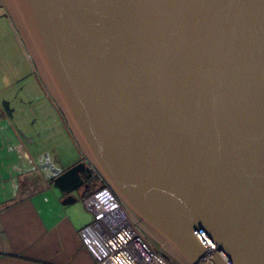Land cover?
<instances>
[{"label":"water","instance_id":"1","mask_svg":"<svg viewBox=\"0 0 264 264\" xmlns=\"http://www.w3.org/2000/svg\"><path fill=\"white\" fill-rule=\"evenodd\" d=\"M84 161L173 264H264V0H0Z\"/></svg>","mask_w":264,"mask_h":264},{"label":"crops","instance_id":"2","mask_svg":"<svg viewBox=\"0 0 264 264\" xmlns=\"http://www.w3.org/2000/svg\"><path fill=\"white\" fill-rule=\"evenodd\" d=\"M18 50L23 53L24 47L0 8V264H92L79 235L91 215L82 202L61 203L63 197L52 185L59 172H43L41 150L27 144L34 139L15 121L24 108L16 81L22 76ZM9 79L15 84L9 85ZM29 103L40 105V99ZM29 111L26 106L24 113ZM51 124L55 127L57 121Z\"/></svg>","mask_w":264,"mask_h":264},{"label":"built area","instance_id":"3","mask_svg":"<svg viewBox=\"0 0 264 264\" xmlns=\"http://www.w3.org/2000/svg\"><path fill=\"white\" fill-rule=\"evenodd\" d=\"M82 203L92 220L79 235L92 264H170L138 233L108 186L88 194Z\"/></svg>","mask_w":264,"mask_h":264},{"label":"rangeland","instance_id":"4","mask_svg":"<svg viewBox=\"0 0 264 264\" xmlns=\"http://www.w3.org/2000/svg\"><path fill=\"white\" fill-rule=\"evenodd\" d=\"M18 55H19L18 64H20L19 68L21 69L22 76H19L18 80L16 81L18 83L17 85L19 86V97L23 98L24 100L23 101L24 108L22 110V114L20 115V117L18 114L14 117L15 121L20 128H24V131H22V133L28 135V138L34 139V142L27 141L28 142L27 144L30 145L31 143H33V146L35 147V151L36 150L39 151V149L41 150V158L39 159V162L43 165L45 163L46 164L51 163V168L58 169V167L67 164L66 162L68 159H70L71 162L76 160L78 157V150L75 149L74 144L71 141L70 133L68 134L66 132L63 133L62 131H59L58 134L55 133L56 135L54 137H50L53 131L52 128L53 125L51 124V120L57 121L58 128H60L63 124L62 119L60 118L58 113L56 114V112L54 111L53 107L50 104L49 105L47 104L44 109L45 113L47 115L49 114V119L46 117V114L44 115V113L41 110L42 109L41 101H40V105H34L30 107V103H29L30 100L32 101L35 100L39 102V99H41L44 101V99L47 100V96L45 95L46 92L44 93V91L41 88L42 84L38 80L32 62L28 57V55L26 54L25 50H23V53L21 52V50H18ZM15 82L9 79V85L10 84L13 85L15 84ZM20 87L23 88L24 90L23 92L20 91L21 89ZM26 106L30 108V111L24 113ZM27 130H29L30 133H28ZM41 146H45V147H41ZM52 157L55 160L53 159V161H51ZM38 171H40V168H38ZM43 172L47 173L45 171ZM95 188H96V183L91 184V186H89L90 190H93ZM78 191L80 190L73 191L72 193L75 195L77 194V198H78L77 201L78 204H80L82 202V199L80 198ZM83 209L84 212L88 215V217H90L91 214H89L85 210L84 206ZM129 219L136 229L137 225L131 220L130 217ZM91 220L92 217L89 218V222ZM141 236L150 245V247H152L151 244L146 240V238L142 234ZM154 251L158 253L160 256H162L164 259H166L170 264H173L171 260L168 259V257L163 255L161 252H159L158 250H154Z\"/></svg>","mask_w":264,"mask_h":264},{"label":"flooded vegetation","instance_id":"5","mask_svg":"<svg viewBox=\"0 0 264 264\" xmlns=\"http://www.w3.org/2000/svg\"><path fill=\"white\" fill-rule=\"evenodd\" d=\"M43 87V86H42ZM40 101H41V110H42V112L44 113V115L46 114L45 113V107H46V105L49 103V101H51V103L53 104L52 105V107H56L55 106V104L52 102V100L49 98V96H47V100H45L44 99V101L43 100H41L40 99ZM56 110H57V107H56ZM58 112H56V114H57ZM46 117L49 119V114L47 115L46 114ZM62 121H63V124H62V126L60 127V128H58V124H57V126H52L53 128H54V130L52 131V133H51V137H54L56 134H58V132L59 131H62L63 133L64 132H66V130H65V128H64V126L66 127V125L64 124V120H63V118H62ZM51 123H56V121H53V120H51ZM53 125V124H52ZM56 133V134H55ZM67 133V132H66ZM70 138H71V141L72 142H74V140H73V138H72V136L70 135ZM75 143V142H74ZM73 143V144H74ZM41 147H45V146H41ZM77 150H78V148H77ZM53 157L51 158V161H53ZM55 160V159H54ZM85 159H84V157H83V155L79 152V150H78V157H77V159L76 160H74L73 162H71V160L70 159H68L67 160V164H65V165H63V166H60V167H58V169L57 168H51V163L50 164H44V166H43V164H40V165H42L43 167H42V170H44L45 172H47L46 174H50V173H53V171H54V169H56L58 172H62V171H64L65 169H67V168H69V167H71V166H73L74 164H76V163H79V162H81V161H84ZM48 161H50V160H48ZM88 169H92L91 168V166L85 161V166H84V168H82L81 170H80V177H81V179H82V186L83 185H87V187H88V184H86L85 182H87V181H89V173L87 172L88 171ZM87 178V179H86ZM78 190H81V188L80 189H78Z\"/></svg>","mask_w":264,"mask_h":264},{"label":"trees","instance_id":"6","mask_svg":"<svg viewBox=\"0 0 264 264\" xmlns=\"http://www.w3.org/2000/svg\"><path fill=\"white\" fill-rule=\"evenodd\" d=\"M57 112H58V115L60 116V118L62 119V116H61V114H60V112H59V110L57 109ZM64 128H65V130H66V132L69 134L70 132H69V130L67 129V127H65L64 126ZM71 135V134H70ZM74 143V142H73ZM74 147H75V149L77 150V146H76V144L74 143ZM88 173H89V181H87V182H85L86 184H88V187H87V185L85 186V185H83V186H81L80 188H81V193L79 194L80 195V198L81 199H83L85 196H87L88 194H90V193H92L93 191H95L96 189H99V188H101V187H103V186H105V183L101 180V178L98 176V174L93 170V169H88V171H87ZM87 179V178H86ZM96 183V188L95 189H93V190H90L89 189V186H91V184H95ZM79 188V189H80Z\"/></svg>","mask_w":264,"mask_h":264}]
</instances>
